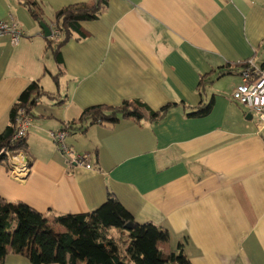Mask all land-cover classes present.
Wrapping results in <instances>:
<instances>
[{
	"label": "crops",
	"instance_id": "0c3cea01",
	"mask_svg": "<svg viewBox=\"0 0 264 264\" xmlns=\"http://www.w3.org/2000/svg\"><path fill=\"white\" fill-rule=\"evenodd\" d=\"M24 1L50 28L57 10L95 0H0V20L11 16L23 31L15 45L0 36V131L31 81L52 95L37 99L28 149L16 153L26 175L0 164V197L51 221L90 212L111 193L135 222L167 231L155 243L162 253L181 250L190 264H264V128L233 98L245 59L264 64V0H106L54 48ZM210 98L208 114L186 116ZM126 100L150 111L175 104L160 122L79 120L89 106ZM66 126V147L90 167L69 164L50 137ZM1 264L32 263L9 252Z\"/></svg>",
	"mask_w": 264,
	"mask_h": 264
},
{
	"label": "trees",
	"instance_id": "16d2710c",
	"mask_svg": "<svg viewBox=\"0 0 264 264\" xmlns=\"http://www.w3.org/2000/svg\"><path fill=\"white\" fill-rule=\"evenodd\" d=\"M24 4L35 21L46 24L42 9L37 4L27 1ZM105 5L106 0H95L91 4L76 3L57 10L54 20L60 36L55 42L45 37L48 47L54 48L57 44L56 47H59L71 39L73 32L79 31L80 23L98 18ZM56 78L57 75L54 76ZM43 95L52 97L49 92L41 89L37 80L31 81L20 92L10 108L9 124L0 131V151L8 150L12 154L27 151L26 135L19 140L12 139L16 131V117L23 108L32 118L37 99ZM61 102L60 99L57 101ZM172 104L175 103H167L157 111L147 110L141 103L130 100L117 106L92 105L84 109L79 120L88 121V125H106L115 124L122 116L132 117L136 121L147 118L150 123L160 122ZM212 106L213 98H210L186 116L206 115ZM69 128L66 126L61 130L68 131ZM5 163L6 155L2 152L0 164ZM128 223L132 225L130 229L126 228ZM52 226H59L61 231L55 232ZM167 239V231L158 225L135 222L133 216L111 193L106 201L90 212L58 214L51 221L25 203H11L0 197V264L9 252L25 254L32 264H190L181 250L169 253L157 250L156 241Z\"/></svg>",
	"mask_w": 264,
	"mask_h": 264
},
{
	"label": "built area",
	"instance_id": "2783aa9c",
	"mask_svg": "<svg viewBox=\"0 0 264 264\" xmlns=\"http://www.w3.org/2000/svg\"><path fill=\"white\" fill-rule=\"evenodd\" d=\"M23 31L13 17L0 20V36L8 35L12 44H17L20 41ZM60 36L59 28L55 23L50 27V34L47 36L50 42H55ZM244 67L241 68L240 75L242 83L233 92V98L246 107V110L256 117L258 129L264 128V67H256L251 59L245 60ZM32 118L30 114L26 113L25 109L21 108L16 117V131L12 139H22L31 124ZM67 131L58 130L50 131L49 135L54 141L55 145L61 152L68 155L69 164L84 165L90 167L86 155H80L68 149L64 143V138ZM6 155V161L9 163L10 172L15 177L26 175L28 167L26 162L17 160V155L12 154L8 150H1L0 153Z\"/></svg>",
	"mask_w": 264,
	"mask_h": 264
},
{
	"label": "water",
	"instance_id": "95a60500",
	"mask_svg": "<svg viewBox=\"0 0 264 264\" xmlns=\"http://www.w3.org/2000/svg\"><path fill=\"white\" fill-rule=\"evenodd\" d=\"M40 27L43 30L44 36L47 37L50 34V28L48 27V25H46L43 21H40ZM248 116L250 117V114H248ZM131 223L126 224V228H131Z\"/></svg>",
	"mask_w": 264,
	"mask_h": 264
},
{
	"label": "rangeland",
	"instance_id": "374dc122",
	"mask_svg": "<svg viewBox=\"0 0 264 264\" xmlns=\"http://www.w3.org/2000/svg\"><path fill=\"white\" fill-rule=\"evenodd\" d=\"M52 229L55 231V232H58L61 231V228L59 227H56V226H52Z\"/></svg>",
	"mask_w": 264,
	"mask_h": 264
}]
</instances>
